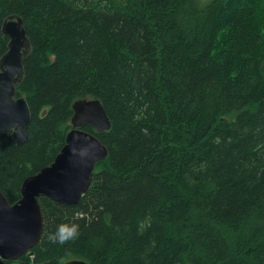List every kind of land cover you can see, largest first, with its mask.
I'll return each mask as SVG.
<instances>
[{"label":"trees","instance_id":"1","mask_svg":"<svg viewBox=\"0 0 264 264\" xmlns=\"http://www.w3.org/2000/svg\"><path fill=\"white\" fill-rule=\"evenodd\" d=\"M29 41L0 132V191L51 164L72 103L98 98L107 148L72 205L37 198L38 242L6 264H264V0H0Z\"/></svg>","mask_w":264,"mask_h":264},{"label":"water","instance_id":"2","mask_svg":"<svg viewBox=\"0 0 264 264\" xmlns=\"http://www.w3.org/2000/svg\"><path fill=\"white\" fill-rule=\"evenodd\" d=\"M3 32L9 44L0 57V132L10 130L16 143L22 144L27 139L31 112L25 97L15 96V85L22 77V58L29 41L20 17L9 16ZM72 110L71 129L53 162L23 180L17 202L10 204L0 191V264L18 259L38 242L43 216L37 198L45 196L61 204H75L88 188L95 164L108 155L95 135L81 129L85 125L97 132L109 129L101 101L80 98L72 103ZM63 264L89 263L71 259Z\"/></svg>","mask_w":264,"mask_h":264},{"label":"rangeland","instance_id":"3","mask_svg":"<svg viewBox=\"0 0 264 264\" xmlns=\"http://www.w3.org/2000/svg\"><path fill=\"white\" fill-rule=\"evenodd\" d=\"M69 260H71V259H69ZM66 261H68V260H66ZM64 262H65V261H64ZM64 262H63V263H64ZM63 263H62V264H63Z\"/></svg>","mask_w":264,"mask_h":264}]
</instances>
